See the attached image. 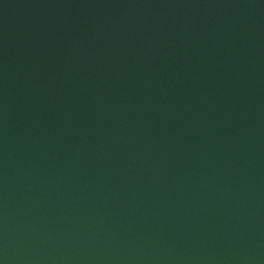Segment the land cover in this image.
Returning a JSON list of instances; mask_svg holds the SVG:
<instances>
[{"label": "water", "instance_id": "1", "mask_svg": "<svg viewBox=\"0 0 264 264\" xmlns=\"http://www.w3.org/2000/svg\"><path fill=\"white\" fill-rule=\"evenodd\" d=\"M0 264H264V0H0Z\"/></svg>", "mask_w": 264, "mask_h": 264}]
</instances>
